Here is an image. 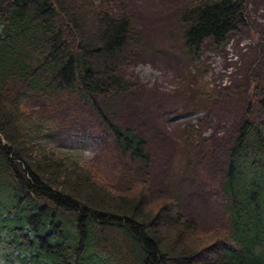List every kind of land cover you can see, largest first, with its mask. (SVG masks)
I'll list each match as a JSON object with an SVG mask.
<instances>
[{
    "label": "trees",
    "instance_id": "obj_1",
    "mask_svg": "<svg viewBox=\"0 0 264 264\" xmlns=\"http://www.w3.org/2000/svg\"><path fill=\"white\" fill-rule=\"evenodd\" d=\"M0 0V248L5 264H264V82L227 152L217 194L226 230L202 236L171 198L149 196L147 141L109 118L105 100L136 86L122 78L141 44L121 0ZM181 56L225 47L250 24L247 0H192L179 13ZM193 63V64H194ZM197 83V99L209 97ZM73 94L95 113L129 171L113 192L68 153L40 145L45 125L22 102ZM0 251V252H1Z\"/></svg>",
    "mask_w": 264,
    "mask_h": 264
},
{
    "label": "rangeland",
    "instance_id": "obj_2",
    "mask_svg": "<svg viewBox=\"0 0 264 264\" xmlns=\"http://www.w3.org/2000/svg\"><path fill=\"white\" fill-rule=\"evenodd\" d=\"M121 1L141 44L121 73L136 87L105 100L109 118L147 141L149 165L140 175L152 199H175L202 236L226 230L225 202L217 191L253 82H264V0H247L249 26L232 32L222 48L206 40L201 60L191 65L181 56L176 35L179 13L192 0ZM111 8L121 14L117 0ZM200 82L209 97L194 95ZM22 108L45 125L40 145L65 151L113 192L125 191L127 166L86 104L70 93H34ZM250 116L264 119V112L252 107ZM6 254L0 252V264Z\"/></svg>",
    "mask_w": 264,
    "mask_h": 264
}]
</instances>
